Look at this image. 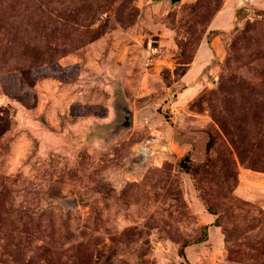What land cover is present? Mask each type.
Segmentation results:
<instances>
[{
	"label": "rangeland",
	"instance_id": "obj_1",
	"mask_svg": "<svg viewBox=\"0 0 264 264\" xmlns=\"http://www.w3.org/2000/svg\"><path fill=\"white\" fill-rule=\"evenodd\" d=\"M0 264H264V0H0Z\"/></svg>",
	"mask_w": 264,
	"mask_h": 264
},
{
	"label": "water",
	"instance_id": "obj_2",
	"mask_svg": "<svg viewBox=\"0 0 264 264\" xmlns=\"http://www.w3.org/2000/svg\"><path fill=\"white\" fill-rule=\"evenodd\" d=\"M169 1L172 3H175V2H178L179 0H169ZM124 111H125V116H124V120L121 123V125L124 127H127L131 123V113L126 107H125ZM142 151H144V150H142ZM143 153H146V152L144 151Z\"/></svg>",
	"mask_w": 264,
	"mask_h": 264
},
{
	"label": "trees",
	"instance_id": "obj_3",
	"mask_svg": "<svg viewBox=\"0 0 264 264\" xmlns=\"http://www.w3.org/2000/svg\"><path fill=\"white\" fill-rule=\"evenodd\" d=\"M180 251H181L182 255H184V251H183V249H181Z\"/></svg>",
	"mask_w": 264,
	"mask_h": 264
},
{
	"label": "crops",
	"instance_id": "obj_4",
	"mask_svg": "<svg viewBox=\"0 0 264 264\" xmlns=\"http://www.w3.org/2000/svg\"><path fill=\"white\" fill-rule=\"evenodd\" d=\"M225 21V20H224Z\"/></svg>",
	"mask_w": 264,
	"mask_h": 264
}]
</instances>
